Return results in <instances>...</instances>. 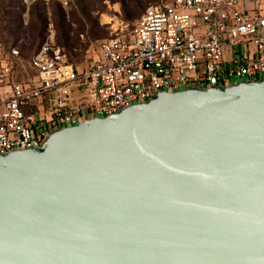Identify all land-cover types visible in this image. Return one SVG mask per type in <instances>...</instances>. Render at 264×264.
Here are the masks:
<instances>
[{
	"label": "water",
	"instance_id": "water-1",
	"mask_svg": "<svg viewBox=\"0 0 264 264\" xmlns=\"http://www.w3.org/2000/svg\"><path fill=\"white\" fill-rule=\"evenodd\" d=\"M0 264H264V79L160 91L0 155Z\"/></svg>",
	"mask_w": 264,
	"mask_h": 264
},
{
	"label": "built area",
	"instance_id": "built-area-1",
	"mask_svg": "<svg viewBox=\"0 0 264 264\" xmlns=\"http://www.w3.org/2000/svg\"><path fill=\"white\" fill-rule=\"evenodd\" d=\"M67 0H22L34 2ZM264 79V0H168L96 47L84 69L52 41L27 60L0 45V155L160 91Z\"/></svg>",
	"mask_w": 264,
	"mask_h": 264
},
{
	"label": "rangeland",
	"instance_id": "rangeland-1",
	"mask_svg": "<svg viewBox=\"0 0 264 264\" xmlns=\"http://www.w3.org/2000/svg\"><path fill=\"white\" fill-rule=\"evenodd\" d=\"M67 1L66 6L57 1L37 4L44 27L41 39L34 41L31 28L38 14L32 10L33 6L25 7L21 0H0V45L14 46L26 60L42 44L52 41L66 53L73 66L84 69L95 59L99 42L115 34H127L147 7L168 0ZM58 19L67 33L62 43L57 40Z\"/></svg>",
	"mask_w": 264,
	"mask_h": 264
},
{
	"label": "trees",
	"instance_id": "trees-1",
	"mask_svg": "<svg viewBox=\"0 0 264 264\" xmlns=\"http://www.w3.org/2000/svg\"><path fill=\"white\" fill-rule=\"evenodd\" d=\"M22 2V0H21ZM41 2H34L32 3L29 7L33 6L32 7V10L35 11L36 14H38V5ZM23 4V3H22ZM44 4V3H42ZM24 6V5H23ZM62 16V15H61ZM43 22L44 20L42 19V15L38 14L35 16V21L33 23V27L31 28V31H32V39L34 41H39L41 39V36H42V32H43ZM55 26H56V30H57V40L59 41V43H62V41H64V37L65 35L67 34L66 33V30H65V27H64V24L62 23V20L60 21L58 19V21H56L55 23ZM55 44V43H54ZM56 45V44H55ZM58 46V45H56ZM1 47L4 49V50H9L11 48H14V46H2ZM59 47V46H58ZM19 51V50H18ZM20 53V52H19ZM21 55V54H20ZM23 58V57H22ZM24 59V58H23ZM29 59V58H28ZM27 60V59H26Z\"/></svg>",
	"mask_w": 264,
	"mask_h": 264
}]
</instances>
